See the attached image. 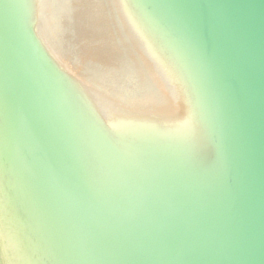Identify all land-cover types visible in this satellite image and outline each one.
Masks as SVG:
<instances>
[{
	"label": "water",
	"instance_id": "1",
	"mask_svg": "<svg viewBox=\"0 0 264 264\" xmlns=\"http://www.w3.org/2000/svg\"><path fill=\"white\" fill-rule=\"evenodd\" d=\"M40 1L0 0V264H264V0H113L166 108L104 112Z\"/></svg>",
	"mask_w": 264,
	"mask_h": 264
},
{
	"label": "bare ground",
	"instance_id": "2",
	"mask_svg": "<svg viewBox=\"0 0 264 264\" xmlns=\"http://www.w3.org/2000/svg\"><path fill=\"white\" fill-rule=\"evenodd\" d=\"M40 2L37 31L41 39L99 100L102 112L123 102L149 110L166 108L153 97L161 87L148 70L145 53L140 52L142 44L116 22L113 0Z\"/></svg>",
	"mask_w": 264,
	"mask_h": 264
},
{
	"label": "rangeland",
	"instance_id": "3",
	"mask_svg": "<svg viewBox=\"0 0 264 264\" xmlns=\"http://www.w3.org/2000/svg\"><path fill=\"white\" fill-rule=\"evenodd\" d=\"M13 23H15V20H13L12 23H10L9 27L7 28V37L9 39V41L10 40L11 41L14 40L13 41V44H18L17 40H15ZM0 38L5 41V38L3 36H1V32H0ZM1 50H2V57L5 60L4 66L6 67V65H7L6 68H8V70L6 72L7 73V76H8V81H11L12 77H14V75L16 74L17 69L20 68L19 67L20 65H18V61H17L16 54H15V51L14 50L9 49L8 52H7V48L4 49L2 46L0 47V51ZM23 72H27V73H29L31 75V73L28 71V69H26V67H24ZM22 83H23L22 86H23V90H24L23 93L25 95L27 94V96H29V97H32L30 95L31 94L32 85L28 81H24V80H23ZM37 99H40V97L37 98ZM36 105H38L40 108H42V105L41 104H36ZM136 126H137L136 130H137L138 133H140V131L142 129L143 133L146 134V131H145L146 128L144 127L145 125L144 126H141V124H139V125H136ZM62 137L63 136H61V138Z\"/></svg>",
	"mask_w": 264,
	"mask_h": 264
}]
</instances>
